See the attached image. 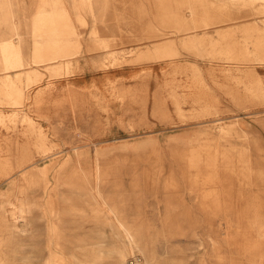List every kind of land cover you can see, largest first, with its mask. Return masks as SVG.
Returning a JSON list of instances; mask_svg holds the SVG:
<instances>
[{
	"label": "rangeland",
	"instance_id": "obj_1",
	"mask_svg": "<svg viewBox=\"0 0 264 264\" xmlns=\"http://www.w3.org/2000/svg\"><path fill=\"white\" fill-rule=\"evenodd\" d=\"M127 244L264 264V0H0V264Z\"/></svg>",
	"mask_w": 264,
	"mask_h": 264
},
{
	"label": "bare ground",
	"instance_id": "obj_2",
	"mask_svg": "<svg viewBox=\"0 0 264 264\" xmlns=\"http://www.w3.org/2000/svg\"><path fill=\"white\" fill-rule=\"evenodd\" d=\"M230 129L231 128H222L221 129V134L222 133H228V132H230ZM97 168H98V166H97ZM96 170V169H95ZM98 170V169H97ZM99 172V171H98ZM98 174H100V173H98ZM97 174V175H98ZM97 178V177H96ZM101 179V178H100ZM98 182V181H97ZM98 184V183H97ZM216 191V190H215ZM204 192V191H203ZM223 192V191H222ZM224 193V192H223ZM203 195V194H202ZM204 196V195H203ZM207 196V195H206ZM201 198V197H200ZM200 200V199H199ZM212 200H214L213 198H212ZM202 201V200H201ZM201 201H198V202H200L201 203ZM216 202V201H215ZM200 205H202V204H200ZM254 205V204H253ZM199 206V205H198ZM202 207V206H201ZM259 207V206H258ZM245 208V207H244ZM256 208V207H255ZM201 209V208H200ZM204 211H205V209H203ZM257 210V209H256ZM218 212V211H217ZM224 212V211H223ZM205 213V212H204ZM207 213V212H206ZM212 213V212H211ZM219 215V214H218ZM227 215V214H226ZM113 216H114V214H113ZM207 216H210V215H206V217ZM221 216H222V214H221ZM216 217V216H215ZM205 218V217H204ZM215 219H217V218H215ZM16 221H18L19 220V222H20V220H21V223H22V227L23 226H26V224H28L29 222L27 221L28 219H26V217L24 216V215H22V216H20V219L18 218V217H16V219H15ZM227 220V219H226ZM212 221V220H211ZM225 221V220H224ZM225 222H227V221H225ZM238 222V221H237ZM208 223H210V222H208ZM224 223V222H223ZM215 224H216V222H215ZM259 224V223H258ZM257 224V225H258ZM256 225V226H257ZM29 226V225H28ZM215 227H218V226H215ZM24 228V227H23ZM211 229H213V228H211ZM256 229H257V227H256ZM225 230H227V229H225ZM229 230V229H228ZM227 230V231H228ZM258 230V229H257ZM126 233V232H125ZM129 233H132V232H129ZM142 233V232H141ZM218 233V232H217ZM229 234V233H228ZM131 235V234H130ZM143 235V234H142ZM128 237V236H127ZM141 237V236H140ZM139 237V238H140ZM130 238V237H129ZM227 238V237H226ZM127 239V238H126ZM240 239V238H239ZM142 240H143V238H142ZM87 241V240H86ZM128 241V240H127ZM131 241V240H130ZM263 241V240H262ZM143 242V241H142ZM85 243V242H84ZM132 244H133V242H131ZM130 243V244H131ZM136 244V243H135ZM134 244V245H135ZM128 246H126L125 247V252L124 251H119L118 252V261H119V264H126V262H127V258H128V255H127V253H129L130 251H129V249L131 250L132 249V251H133V253H134V249L135 248H133L132 246H130L129 244H127ZM146 245V244H145ZM218 245V244H217ZM222 245V244H221ZM228 245H229V243H228ZM219 246V245H218ZM94 248L96 247L95 245L93 246ZM104 247V246H103ZM150 247V246H149ZM262 247V246H261ZM49 249V248H48ZM96 249H97V247H96ZM96 249H94V251L96 250ZM99 249H100V246H99ZM137 249V248H136ZM147 249V248H146ZM57 250V249H56ZM106 250V249H105ZM109 250V249H108ZM138 251V250H137ZM219 251V250H218ZM221 251V250H220ZM219 251V252H220ZM50 252V251H49ZM103 252H104V250H103ZM262 252V251H261ZM132 253V252H131ZM132 253V254H133ZM221 253V252H220ZM101 254H103L102 252H101ZM131 254V255H132ZM215 254H217L216 252H215ZM214 254V255H215ZM219 254V253H218ZM84 255V254H83ZM82 255V256H83ZM89 255V254H88ZM104 255H105V253H104ZM221 255V254H220ZM92 256V255H91ZM49 257V256H48ZM74 257V256H73ZM76 257V256H75ZM78 257V256H77ZM97 257V256H96ZM98 257H100V256H98ZM104 257V256H103ZM223 257V256H222ZM204 258V257H203ZM203 258H202V260H203ZM219 258H221V257H219ZM59 260V259H58ZM131 260V259H130ZM201 260V261H202ZM225 260V259H224ZM47 261H48V259H47ZM86 261V260H85ZM93 261H95V259L93 260ZM109 261V260H108ZM222 261H223V259H222ZM78 262V261H77ZM87 262V261H86ZM70 263V262H69ZM88 263H90L89 261H88ZM93 263V262H92ZM98 263V262H97ZM105 263H107V262H105ZM146 263V262H145ZM155 263V262H154ZM172 263V262H171ZM176 263V262H175ZM174 263V264H175ZM222 263V262H221ZM67 264V263H66ZM83 264H85V263H83ZM87 264V263H86ZM204 264V263H203ZM224 264V263H223Z\"/></svg>",
	"mask_w": 264,
	"mask_h": 264
},
{
	"label": "built area",
	"instance_id": "obj_3",
	"mask_svg": "<svg viewBox=\"0 0 264 264\" xmlns=\"http://www.w3.org/2000/svg\"><path fill=\"white\" fill-rule=\"evenodd\" d=\"M142 259L141 256H135L129 264H145V262H142Z\"/></svg>",
	"mask_w": 264,
	"mask_h": 264
}]
</instances>
